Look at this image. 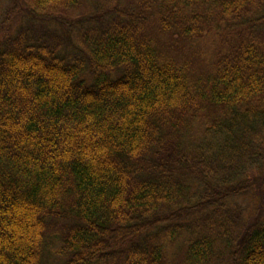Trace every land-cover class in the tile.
Segmentation results:
<instances>
[{
  "label": "trees",
  "instance_id": "trees-1",
  "mask_svg": "<svg viewBox=\"0 0 264 264\" xmlns=\"http://www.w3.org/2000/svg\"><path fill=\"white\" fill-rule=\"evenodd\" d=\"M0 264H264V0L1 5Z\"/></svg>",
  "mask_w": 264,
  "mask_h": 264
},
{
  "label": "rangeland",
  "instance_id": "rangeland-1",
  "mask_svg": "<svg viewBox=\"0 0 264 264\" xmlns=\"http://www.w3.org/2000/svg\"><path fill=\"white\" fill-rule=\"evenodd\" d=\"M7 2H8V0H2V2H0V9H1V5H4L5 4V6H6L7 5ZM241 201H242V204L244 206H248V205L253 206V202L255 201V198H252V199H250V198L241 199Z\"/></svg>",
  "mask_w": 264,
  "mask_h": 264
}]
</instances>
